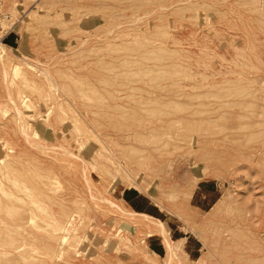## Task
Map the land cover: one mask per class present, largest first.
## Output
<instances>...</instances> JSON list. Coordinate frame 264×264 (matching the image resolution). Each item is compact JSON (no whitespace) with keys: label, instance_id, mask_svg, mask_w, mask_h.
<instances>
[{"label":"rangeland","instance_id":"rangeland-1","mask_svg":"<svg viewBox=\"0 0 264 264\" xmlns=\"http://www.w3.org/2000/svg\"><path fill=\"white\" fill-rule=\"evenodd\" d=\"M0 42V264H164L120 206L182 264H264V0H0Z\"/></svg>","mask_w":264,"mask_h":264},{"label":"bare ground","instance_id":"bare-ground-1","mask_svg":"<svg viewBox=\"0 0 264 264\" xmlns=\"http://www.w3.org/2000/svg\"><path fill=\"white\" fill-rule=\"evenodd\" d=\"M36 1V0H35ZM263 4L262 3H257L256 5H254L255 7H254V10L255 9H257V8H260V7H263L262 6ZM251 10V9H250ZM254 19H255V25L257 26V29L259 28V19H258V17H257V15L256 14H254ZM17 20V22L16 23H18L19 21H20V18H17L16 19ZM15 23V24H16ZM12 25L13 24H11V26L10 27H12ZM17 28V26H15V28H13L12 27V29H16ZM19 29V28H18ZM0 46H3L2 44H1V42H0ZM4 47V46H3ZM7 47V46H6ZM6 57V56H5ZM7 58V57H6ZM7 60H9V59H7ZM6 60V61H7ZM0 61H4V59H3V57L2 56H0ZM1 62V63H2ZM6 63V62H5ZM3 66H5L4 64H3ZM6 67H7V65H6ZM6 67H3L2 68V71H1V68H0V71H1V74H0V84L1 85H3L4 87H7V85H8V82H9V80H10V74H9V68H7L6 69ZM10 67V66H9ZM263 82V81H262ZM221 87V86H220ZM225 87V86H224ZM208 91V90H207ZM240 92V91H239ZM242 92V91H241ZM202 95V94H201ZM204 95H206V94H204ZM255 95V94H254ZM249 96V95H248ZM256 96V95H255ZM223 97V96H222ZM256 98V97H255ZM204 99V98H203ZM255 101V100H254ZM243 102V101H242ZM257 102V101H256ZM262 102V101H261ZM238 103V102H237ZM239 104H241V103H239ZM243 104V103H242ZM235 105V104H234ZM233 105V106H234ZM252 105H253V103H252ZM223 106V105H222ZM256 106V105H255ZM257 106H260V105H257ZM256 106V107H257ZM248 107V106H247ZM252 107H254V106H252ZM262 107H263V109H264V105H262ZM232 108V107H231ZM243 108V106H239V108H237L238 110H237V112L239 113V112H242V111H240V109H242ZM244 108H245V106H244ZM251 108V107H250ZM261 109V108H260ZM263 109H262V112H263ZM20 110V109H19ZM19 110H17L16 111V113L18 114V117L20 116V112H19ZM215 110V109H214ZM250 111H251V109H249ZM250 111H248V108H247V112H250ZM254 111V110H253ZM252 112V111H251ZM261 111H260V113H262ZM227 113H228V111H227ZM259 113V112H258ZM259 113V114H260ZM220 114V113H219ZM235 114V113H234ZM242 113H240L239 115H241ZM262 115H264V114H262ZM222 117V116H221ZM240 117H242V116H240ZM254 117H255V115H254ZM257 117H258V115H257ZM257 117H256V119H257ZM218 118H220V117H217L216 118V120L214 121V123L213 124H207L206 125V128L204 129L205 131H204V134H205V139H204V144H203V147L202 148H204V149H206V154H202V155H205V156H203L202 158H204V159H213V157H215L214 155H212V153H210V152H208V150H210V146L213 144V142L214 141H216V145H217V143L219 142L220 143V136L218 137L217 136V134L218 133H223V131H224V128H228V127H231V128H233L232 126H231V124H229V126H227V123L225 122V120H224V122H221V120H219ZM238 118V117H237ZM246 118V117H245ZM207 119H209V118H207ZM218 119V120H217ZM226 119V118H225ZM261 119H262V117H261ZM201 120V119H200ZM203 120H204V118H203ZM236 120V119H235ZM239 120V119H238ZM247 120V119H246ZM249 120V119H248ZM254 120H255V118H254ZM262 120H264V118L262 119ZM196 121V120H195ZM205 121V120H204ZM223 121V120H222ZM258 121V120H257ZM255 122V121H254ZM226 123V124H225ZM256 123V122H255ZM258 123H261V122H258ZM189 124V123H188ZM224 124V125H223ZM262 124V123H261ZM203 125V124H202ZM201 125V126H202ZM234 126H235V128L236 129H238V130H240V129H242L244 126H247V123H243V122H240V121H236V123H234L233 124ZM248 125H249V123H248ZM209 126H211V127H209ZM221 126H224L223 128H221ZM254 126V125H253ZM259 126V125H258ZM217 127H218V129H217ZM230 128V129H231ZM264 128V127H263ZM201 129V128H200ZM223 129V130H222ZM25 133V132H24ZM211 133L213 134H215L214 135V137H211L210 135H211ZM226 134H228V133H226ZM248 134V133H247ZM260 134V133H259ZM257 135V134H256ZM254 137V136H253ZM214 139H216V140H214ZM253 140V139H252ZM245 141V140H244ZM89 144H90V142H89ZM83 145V144H82ZM242 145V144H241ZM89 146L86 144V145H83L82 146V148H83V151L82 152H84L85 154L84 155H88V153H89V149L87 150V148H88ZM213 147V146H212ZM215 147V146H214ZM203 149V150H204ZM67 151V150H66ZM87 152V153H86ZM204 153V152H203ZM67 154V153H66ZM71 154V153H70ZM84 159V158H83ZM122 160L123 159H116L115 157L113 158V159H109V161L111 162V164H112V166H115V165H117V166H122L124 169H126V167L124 166V165H122ZM209 162V161H208ZM206 164V163H205ZM207 165V164H206ZM8 166V165H7ZM130 175H132V174H129V177H131ZM7 186H8V184H7ZM194 186H195V183H193V184H191V185H183L180 189H179V192L175 195L177 198H176V203L178 204V209H176V210H174L173 211V214L175 213V214H177V215H179V216H181V218L183 219V215H180V213L178 212V210L180 209L181 210V206L183 205V203H185V200L189 197V195H190V193H191V191H192V189L194 188ZM138 187V190H141V191H145L143 188H141V187H139V186H137ZM3 189V188H2ZM51 189V188H50ZM4 190V189H3ZM2 190V191H3ZM161 191V190H160ZM158 193H159V190H158ZM160 206H162V204H161V201H160V199L158 200V199H156L155 197H154V195L153 196H151ZM110 201V200H109ZM111 202V201H110ZM109 202V203H110ZM112 203V202H111ZM106 204H107V202H106ZM113 205H114V202L112 203ZM111 204V205H112ZM112 205V206H113ZM116 205V204H115ZM118 205V204H117ZM109 206H110V204H109ZM118 206H120V205H118ZM122 206H120L119 208H117V214L118 213H120V214H122L123 215V218L124 219H126V220H128L129 221V224H131L132 225V227L134 228V230H141L143 233H145L146 235H151L152 233H155V232H158L161 236H162V240H163V242H164V245H165V248H166V255H165V257H164V264H182L181 263V256H179V254H180V250L182 251V249H180V245H181V243H182V239H179V240H174V241H171L169 238H168V233H167V228L165 227V224H164V222L163 221H161V220H158V219H156V218H153V217H151L150 215H147V214H144V213H137V212H135V211H133L132 209H126L125 207H123V208H121ZM115 209V208H114ZM109 210H110V208H109ZM112 210H113V208H112ZM115 214H116V210H115ZM119 215V214H118ZM117 216V215H116ZM184 220H185V217H184ZM70 222V221H69ZM68 227V226H67ZM67 229V228H66ZM63 232V231H62ZM65 235V234H64ZM63 235V236H64ZM59 236H61V235H59ZM62 236V238H63V241H66V240H64L66 237H63ZM171 238V237H170ZM60 240H61V237H60ZM61 244L63 245L64 243H62V241H61ZM145 242H144V239H140V244H137V245H131V248L134 250V251H138L139 253H141V255H142V257H144V259H143V263L144 264H155V261L153 260V258H151V256H150V254H148L147 252H145V250H143L144 249V247H145ZM61 247V246H60ZM82 247V246H81ZM80 247V248H81ZM78 248V247H77ZM87 247H85V249H86ZM85 249H83L84 251H85ZM89 249H90V247H89ZM77 250V249H76ZM75 250V251H76ZM91 250V249H90ZM57 251V250H56ZM77 251H79V250H77ZM84 251H83V254H84ZM80 252V251H79ZM86 252V251H85ZM87 252H88V248H87ZM92 253V252H91ZM55 254L56 255H58L57 254V252L56 253H54V255L53 256H55ZM88 254V253H87ZM86 255V254H85ZM187 261V260H186ZM189 262H193L194 261V264H201L202 263V260L201 259H198V260H188Z\"/></svg>","mask_w":264,"mask_h":264},{"label":"crops","instance_id":"crops-1","mask_svg":"<svg viewBox=\"0 0 264 264\" xmlns=\"http://www.w3.org/2000/svg\"><path fill=\"white\" fill-rule=\"evenodd\" d=\"M2 43V42H1ZM3 44V43H2ZM145 214V213H144ZM161 236V235H160ZM162 237V236H161ZM160 244L162 245L163 244V240H162V242H160Z\"/></svg>","mask_w":264,"mask_h":264}]
</instances>
